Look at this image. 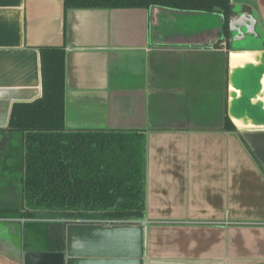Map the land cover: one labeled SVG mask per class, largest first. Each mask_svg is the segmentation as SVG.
<instances>
[{"label":"crops","instance_id":"1","mask_svg":"<svg viewBox=\"0 0 264 264\" xmlns=\"http://www.w3.org/2000/svg\"><path fill=\"white\" fill-rule=\"evenodd\" d=\"M233 1L264 30V0ZM225 22L0 0V130L42 97L39 49L53 46L65 51L62 131L145 139L144 217L103 223L24 205L11 133L0 136V206L28 213L0 218V264H264V40Z\"/></svg>","mask_w":264,"mask_h":264},{"label":"trees","instance_id":"2","mask_svg":"<svg viewBox=\"0 0 264 264\" xmlns=\"http://www.w3.org/2000/svg\"><path fill=\"white\" fill-rule=\"evenodd\" d=\"M67 9L165 8L223 13L229 0H63ZM226 24V22H225ZM42 97L12 107L11 178L20 201L66 221L138 220L145 213V139L137 133L63 132L65 51L39 49ZM10 150V149H9ZM21 207H1L0 218L26 217ZM57 234V240L63 235Z\"/></svg>","mask_w":264,"mask_h":264},{"label":"water","instance_id":"3","mask_svg":"<svg viewBox=\"0 0 264 264\" xmlns=\"http://www.w3.org/2000/svg\"><path fill=\"white\" fill-rule=\"evenodd\" d=\"M220 17L221 26L224 27L225 17L221 12ZM228 25L231 36H234L235 32L238 33V30L241 33L245 27L254 38L264 40V30L258 22L254 9L249 4L235 3L233 0H229Z\"/></svg>","mask_w":264,"mask_h":264},{"label":"built area","instance_id":"4","mask_svg":"<svg viewBox=\"0 0 264 264\" xmlns=\"http://www.w3.org/2000/svg\"><path fill=\"white\" fill-rule=\"evenodd\" d=\"M115 221H118V220H115ZM100 222H103V223H111V222H114V221L113 220H100ZM125 222H129V221H125Z\"/></svg>","mask_w":264,"mask_h":264}]
</instances>
